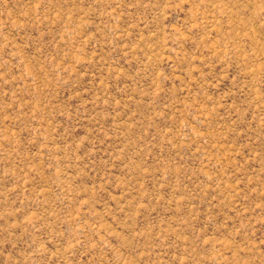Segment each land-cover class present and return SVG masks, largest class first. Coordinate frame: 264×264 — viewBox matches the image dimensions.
<instances>
[{
    "label": "rangeland",
    "instance_id": "obj_1",
    "mask_svg": "<svg viewBox=\"0 0 264 264\" xmlns=\"http://www.w3.org/2000/svg\"><path fill=\"white\" fill-rule=\"evenodd\" d=\"M0 264H264V0H0Z\"/></svg>",
    "mask_w": 264,
    "mask_h": 264
}]
</instances>
